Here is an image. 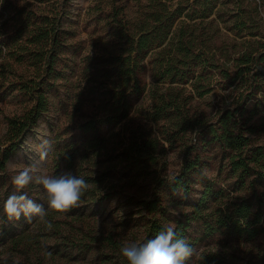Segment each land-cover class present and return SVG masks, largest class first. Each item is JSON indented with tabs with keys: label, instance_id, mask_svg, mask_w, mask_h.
<instances>
[{
	"label": "rangeland",
	"instance_id": "obj_1",
	"mask_svg": "<svg viewBox=\"0 0 264 264\" xmlns=\"http://www.w3.org/2000/svg\"><path fill=\"white\" fill-rule=\"evenodd\" d=\"M223 1L229 5L227 11L231 15L252 12L253 24L259 33L237 37L223 23L220 39L225 41L228 52L233 54L234 47L236 50L244 47L241 40L245 38L264 41V0H217V3ZM53 3L57 7L56 0H0V149L9 143L8 118L22 114L34 102L31 91L22 89L21 85H10V82L19 81V74H23V79H29L39 73V64L30 57L34 43L27 42L24 35L15 37L19 26L16 15L18 10L38 15L46 13ZM114 6L123 9H119L117 16H109ZM138 6V0H68L65 18L68 34L56 64L60 76L47 79L48 109L9 158L5 168L0 169V264H124L126 258L120 253L124 243L139 244L149 240L145 234L149 215L138 202L148 199L153 192L152 175L137 177L136 171L125 167L122 149L128 144L131 131L137 130L139 135V131L148 129L163 137L158 127L165 120L154 122L146 116L152 104L150 95L147 91L139 96L132 95L127 118L105 125L101 133L84 134L78 128L86 116L84 113L94 110L99 98L105 99L100 94L102 90L99 92L94 88L98 81L91 75L96 56L106 52L116 39L114 32L134 17ZM225 49L217 50V53L225 52ZM213 71L210 91L192 102L197 114L209 119L221 108L233 106L232 101L241 91H250L249 82H253L251 75L246 81L239 82L238 79L233 85H222L220 69ZM253 71L256 72L255 68L249 72ZM256 76L254 82L259 83V92H263L264 75ZM147 80H150V69H147ZM254 137L264 139V131H256ZM100 138H103L101 142L90 146L92 141ZM44 139L51 141V150L47 159L40 161L38 154ZM165 147L164 158L158 164V175L169 177L181 167L182 140L165 142ZM73 152L75 159L69 165L65 157ZM196 153L200 157L201 170L197 168L189 175L191 194L184 197L180 191L163 189L164 199L166 195L175 199L166 213L172 219L196 203L208 185H211L207 195L210 204L243 191L228 172L225 152L217 143L198 142L193 149V155ZM34 163H39V170L47 175L71 172L83 178L86 175L99 178L93 184L88 183V190L78 207L66 213L49 210L46 219L52 224L51 230L38 218H33L31 223L23 216L20 220L9 219L3 210L7 197L16 191L11 178ZM260 189H264V182ZM23 193L47 208L42 186L32 183L18 194ZM189 232L196 238L195 253L186 264H201L204 255L212 254L221 260L219 264H264V220L261 231L253 239L222 230L201 237V229L196 223ZM107 233L116 240L115 250L99 244L101 235Z\"/></svg>",
	"mask_w": 264,
	"mask_h": 264
},
{
	"label": "trees",
	"instance_id": "obj_2",
	"mask_svg": "<svg viewBox=\"0 0 264 264\" xmlns=\"http://www.w3.org/2000/svg\"><path fill=\"white\" fill-rule=\"evenodd\" d=\"M138 2L134 17L114 32L116 39L106 52L96 56L91 75L98 81L94 88L102 90L100 94L105 99L99 98L94 110L84 113L86 116L78 128L84 134L101 133L105 125L120 123L130 113L132 95L139 96L147 91L152 104L146 116L154 122L165 120L158 127L163 137L148 129L139 131V135L137 130L131 131L128 144L122 149L125 167L136 171L137 177L152 175L153 192L148 199L138 202L149 215L146 237L153 239L166 225H175L177 234L193 247L196 238L190 235L189 229L196 223L201 237L222 230L253 239L261 231L264 220V189H260L264 182V139L254 137L256 131H264V91L259 92V83L254 82L256 75H264V41L245 38L241 40L244 47L238 50L234 47L231 54L225 49V41L220 39L223 23L237 37L258 35L252 12L231 15L227 2L218 4L217 0ZM56 3L57 7L51 4L46 13L38 15L18 10L16 15L19 26L15 37L24 35L27 42L34 43L30 57L39 64V73L29 79L19 74V81L10 82V85H21L22 89L31 91L34 102L22 114L8 118L9 143L0 149V169L5 168L9 158L47 111V79L60 76L56 64L68 34L65 28L68 0H56ZM119 9L123 8L114 6L109 16H117ZM223 49L225 52L217 53ZM253 68L256 72L250 73ZM147 69H150L149 81ZM213 69H220L222 85H233L238 79L246 81L251 75L253 82H249L250 91H241L232 101L233 106L221 108L209 119L197 114L192 102L210 91ZM175 139L182 140L181 167L176 174L162 177L158 175V164L166 152L165 142L172 143ZM102 140L92 141L90 146ZM198 142H215L224 150L228 172L243 191L210 204L207 195L211 185H208L196 203L172 219L166 213L175 199L168 195L164 199L163 189L180 191L184 197L191 194L189 175L197 168L201 170L199 155H193ZM75 155L73 152L65 157L69 165ZM84 179L92 184L99 180L92 175ZM99 244L113 250L117 248L116 240L108 233L101 235ZM220 262L213 254L204 255L200 261L201 264ZM124 264H128L127 260Z\"/></svg>",
	"mask_w": 264,
	"mask_h": 264
},
{
	"label": "clouds",
	"instance_id": "obj_3",
	"mask_svg": "<svg viewBox=\"0 0 264 264\" xmlns=\"http://www.w3.org/2000/svg\"><path fill=\"white\" fill-rule=\"evenodd\" d=\"M50 150L51 141L44 139L40 144L39 160H46ZM39 169L40 164L34 163L11 178L16 191L7 197L3 210L9 219L20 220L23 216L26 222L31 223L33 218H38L51 230L52 224L46 219L49 210L66 213L78 207L89 184L86 179L71 172L53 176L44 174ZM32 183L42 186L47 208L43 203L30 198L27 193L18 194ZM120 253L128 264H186L194 255L195 249L186 238L177 234L175 225H166L153 239L139 244L124 243Z\"/></svg>",
	"mask_w": 264,
	"mask_h": 264
}]
</instances>
